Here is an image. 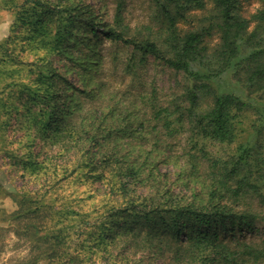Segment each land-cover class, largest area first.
Here are the masks:
<instances>
[{"label": "rangeland", "instance_id": "1", "mask_svg": "<svg viewBox=\"0 0 264 264\" xmlns=\"http://www.w3.org/2000/svg\"><path fill=\"white\" fill-rule=\"evenodd\" d=\"M259 6L257 0H244L241 12L248 17ZM76 7L94 10L102 23L110 21L114 10L111 0H0V264L60 263L43 251L76 254L85 264H177L166 247L157 251L156 244L136 241L117 228L122 221L117 214H123L128 197L136 205L137 195H145L161 202L166 197L193 201L199 207L218 200L233 211L240 206L219 192L210 198L204 174H191L185 157L169 156L162 142L154 149L152 136L140 127L142 87L154 88L161 101L177 99L182 75L152 57L127 69L130 47L101 34L92 41L78 40L75 33H91L70 22ZM151 13L147 0L125 1L123 15L131 27L148 23ZM69 31H74L71 41L64 38ZM81 63L92 70L80 68ZM100 67L106 85L99 88ZM65 95L67 103L78 101L72 114L70 108L54 110ZM54 111L48 129L46 120ZM254 117L248 109L238 118L234 142L200 137L197 148L234 154L248 139ZM84 129L99 134L87 141L81 137ZM184 130L175 140L178 154L192 133L188 125ZM128 166L141 171L123 197L115 185L126 179ZM37 206L47 212L45 219L41 214L30 219L44 239L35 243L28 219L14 216ZM108 214H115L111 223ZM234 239L264 243V222L236 231Z\"/></svg>", "mask_w": 264, "mask_h": 264}, {"label": "trees", "instance_id": "2", "mask_svg": "<svg viewBox=\"0 0 264 264\" xmlns=\"http://www.w3.org/2000/svg\"><path fill=\"white\" fill-rule=\"evenodd\" d=\"M111 1L114 10L105 23L94 10L76 7L70 22L83 25V33H91V37H80L77 32L76 38L92 41L101 34L112 43L130 47L127 69L152 57L182 75V92L177 99L161 101L154 88L146 91L142 87L138 99L142 107L140 127L152 136L154 149L162 142L169 156L185 157L191 174H204L210 198L219 192V197L228 196L240 206L233 211L218 200L210 199L199 207L193 201L166 197L161 202L156 196L137 195L138 205L128 197L123 214H117L122 220L117 228L128 231L136 241L156 244L157 251L166 247L172 252L171 261L177 264H264V243L231 240L236 231L251 230L256 223L264 222V0H257L260 6L248 17L241 12L244 0H147L151 19L134 27L125 22L126 0ZM73 37L74 31L64 35L70 41ZM67 58H71L68 53ZM90 62L93 65L94 61ZM85 64L81 63L80 68L92 70ZM96 74L99 88L106 85L101 79L102 67ZM80 92L87 93L86 89ZM67 97L61 99L55 111L64 113L70 108V114L75 112L78 101L67 103ZM248 109L255 116L251 133L236 146L234 154L208 153L203 145L197 148L200 137L219 144L234 142L238 118ZM55 111L46 120L48 129L53 127ZM186 125L192 133L178 154L175 140ZM81 133L87 141L99 134L91 135L89 129ZM140 171V166H128L123 173L126 179L115 185L123 197L129 196V184ZM45 212L37 206L14 216L28 219V233L35 243L44 239L38 230L34 232L36 226L30 219L40 214L45 219ZM108 215L111 223L115 214ZM228 236L230 240H224ZM43 252H50L47 257L60 258L58 264H85L76 254Z\"/></svg>", "mask_w": 264, "mask_h": 264}]
</instances>
